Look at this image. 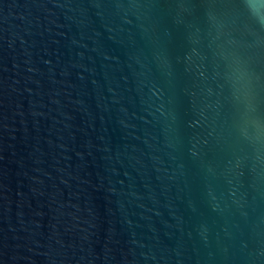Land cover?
Segmentation results:
<instances>
[{
  "label": "water",
  "instance_id": "obj_1",
  "mask_svg": "<svg viewBox=\"0 0 264 264\" xmlns=\"http://www.w3.org/2000/svg\"><path fill=\"white\" fill-rule=\"evenodd\" d=\"M0 264H264V0H0Z\"/></svg>",
  "mask_w": 264,
  "mask_h": 264
}]
</instances>
